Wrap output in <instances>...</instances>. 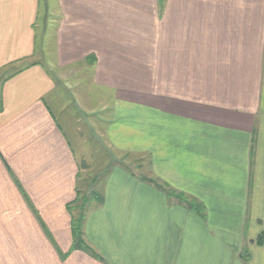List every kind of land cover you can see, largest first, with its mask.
<instances>
[{
	"label": "crops",
	"instance_id": "0c3cea01",
	"mask_svg": "<svg viewBox=\"0 0 264 264\" xmlns=\"http://www.w3.org/2000/svg\"><path fill=\"white\" fill-rule=\"evenodd\" d=\"M47 1L0 0V264H264V0H53L49 58ZM95 138L149 175L109 168L75 239Z\"/></svg>",
	"mask_w": 264,
	"mask_h": 264
},
{
	"label": "rangeland",
	"instance_id": "374dc122",
	"mask_svg": "<svg viewBox=\"0 0 264 264\" xmlns=\"http://www.w3.org/2000/svg\"><path fill=\"white\" fill-rule=\"evenodd\" d=\"M46 14V15H45ZM55 15L54 11V2L53 0H48L42 5V10L40 14V30L38 29V35L40 36L39 40V47L41 48V54L43 52L42 47L46 51V55L51 56L53 51V45H54V22L52 21L53 17ZM44 17H47L46 22L42 25V22H44ZM50 22V23H49ZM50 53V54H49ZM55 77H58V73H55ZM85 74H79L76 75L75 73L67 72L66 74L61 76L60 84L62 85L63 89H67L71 92V89L69 88L70 83H77V81H81ZM58 80V79H57ZM79 84V83H78ZM74 114L78 115L80 112L77 109H73ZM80 117V116H79ZM89 128L92 125L90 120L88 121ZM96 125L93 126L92 132L95 134L96 132L99 135H102L101 131L97 128ZM83 128V131H86V126H81ZM92 132L87 130V138H89L90 135H92ZM86 138L84 137V140ZM72 141L77 144L75 136H73ZM93 144L89 143L88 148H80V151L82 152V160H81V169H80V192L83 196L90 197L93 192L100 191V183L105 179L107 170L115 163L123 164L126 167H129L133 171H136V173H144V175H149L148 171V158L146 157H140V156H133L130 154H122L116 152L112 147H109L108 144L104 141H98L97 138L94 139ZM103 143V144H102ZM102 144V146H100ZM91 146L93 147L92 151L89 154H85L86 151H90ZM98 146V147H97ZM142 167V168H141ZM150 177L151 171H150ZM85 199V198H84ZM83 199V200H84ZM82 200V201H83Z\"/></svg>",
	"mask_w": 264,
	"mask_h": 264
},
{
	"label": "trees",
	"instance_id": "16d2710c",
	"mask_svg": "<svg viewBox=\"0 0 264 264\" xmlns=\"http://www.w3.org/2000/svg\"><path fill=\"white\" fill-rule=\"evenodd\" d=\"M18 70L20 71L21 68H19ZM16 72H18L17 69L15 70V73ZM150 181L155 183L161 189H163L167 193L168 196L178 197L181 201L187 202V204L198 214L202 216L205 215L204 206L201 203H199L197 200L189 199L182 192H176L167 183H160L159 180L152 179V178H150ZM102 201H103V196H102V193L99 191L93 192V194L90 197L86 198V196H83L80 190H78V197L76 198L74 202H72L69 205L70 212L72 213V220H73L72 229H73V235L75 239H80L82 237L83 224H84L86 215L89 212V210L94 206L100 205Z\"/></svg>",
	"mask_w": 264,
	"mask_h": 264
}]
</instances>
